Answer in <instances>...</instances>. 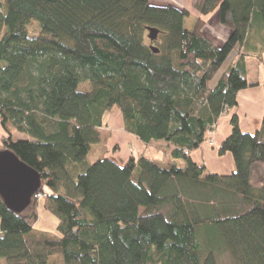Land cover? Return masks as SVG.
I'll return each mask as SVG.
<instances>
[{
	"label": "trees",
	"instance_id": "trees-1",
	"mask_svg": "<svg viewBox=\"0 0 264 264\" xmlns=\"http://www.w3.org/2000/svg\"><path fill=\"white\" fill-rule=\"evenodd\" d=\"M196 6L189 29V11L172 3L0 0V150L41 174L43 206L58 219L56 232L38 230L41 199L18 213L0 196L5 264H49L53 255L64 264H264V114L248 131L237 110L250 86L243 47L264 31V0ZM214 12L230 31L220 43L204 32ZM116 110L145 145L166 144V164L146 150L88 162ZM230 112L219 151L235 169L215 173L191 153Z\"/></svg>",
	"mask_w": 264,
	"mask_h": 264
},
{
	"label": "crops",
	"instance_id": "crops-1",
	"mask_svg": "<svg viewBox=\"0 0 264 264\" xmlns=\"http://www.w3.org/2000/svg\"><path fill=\"white\" fill-rule=\"evenodd\" d=\"M155 4H168L172 3L178 5L180 7L186 8L189 11V16L186 18V26L189 29H192L200 14L197 13V7L195 5V0H151ZM157 3H156V2ZM206 21L208 27L215 28L221 30V33L224 34L222 38L225 39L229 35V30L226 28L220 21L219 15L217 12L211 13L207 16L203 17ZM252 34L255 36L254 39L245 43L243 49H245V54H250L247 56V68H248V79L250 81V86L246 89L242 90L238 94V107L237 110L239 112L244 113L249 116L248 125L243 126L245 130L255 131L261 126V119L264 114V47H262L264 31L262 30H254ZM262 53V59L258 60L256 54ZM231 65V64H230ZM230 65L221 67L220 71L216 75L212 87L218 82L222 74L228 69ZM224 115H228V113L223 114L216 126L207 132V139L197 148L194 149L191 153V157L195 162H203L207 166L209 171L220 173V174H230L234 169V161L233 157L230 153L222 154L219 149L223 139L229 135L231 132V123L229 118H225ZM226 121V127L221 126V121ZM212 131V133H211ZM211 134V135H210ZM214 136L216 138L217 145L211 146L209 145L208 139ZM136 140L135 145L137 146L138 153L144 152V143L138 140L135 136H133ZM133 142V140H132ZM133 142V143H134ZM159 145H163L160 143ZM166 144H164L165 146ZM143 146V149L141 147ZM133 153H137L134 151ZM163 153V152H162ZM164 154V153H163ZM159 158L155 157L153 152L150 154L151 157L158 161L157 159H165V154ZM130 155V154H129ZM108 156V155H106ZM119 160H123L125 156H119ZM129 157V156H127ZM51 261V257L49 259V264ZM64 262V261H63ZM0 263H4V261L0 260Z\"/></svg>",
	"mask_w": 264,
	"mask_h": 264
},
{
	"label": "rangeland",
	"instance_id": "rangeland-1",
	"mask_svg": "<svg viewBox=\"0 0 264 264\" xmlns=\"http://www.w3.org/2000/svg\"><path fill=\"white\" fill-rule=\"evenodd\" d=\"M199 1L200 0H195V5H197ZM197 13L200 14L198 10H197ZM27 28L30 29V31L35 32L39 30L40 25L37 21H31L30 23L27 24ZM204 29H205L204 32H206L211 38L216 40L218 43L222 42L221 37H223L224 34L221 33V30L215 29L214 27L213 28L208 27L207 24H205ZM240 55H241V48L239 46V47H236L231 52V54L228 56V59L225 61L224 65L227 66V65L233 64L239 59ZM79 89L82 91H89L91 89V85L89 82H82L80 84ZM240 113H241L240 114L241 126L242 127L247 126L249 116L245 115L242 112ZM231 114L232 113L230 112L228 113V115H224V116L225 118L227 117L230 119ZM220 124L222 127H226V121L222 120ZM100 132L102 135V141L100 144L94 145L91 148V152L89 153L88 158H87L88 162H94L97 158H103L106 155L115 156L118 158H120L119 156H125L123 159V162H125L128 159L127 156H129V154L133 153L134 151L138 153V150H137L138 148L134 142L136 139L133 137V135H131L125 130L123 119H122V114L119 110H116L113 112H107L105 114V117L103 120V126L100 128ZM4 133H5V129L0 123V139H1L2 134ZM25 137H26L25 135L14 132L13 139L17 140V139L25 138ZM132 140L134 143L132 142ZM208 142H209V145L211 146L217 145L216 138L214 136L210 137L208 139ZM160 143H163V145H159ZM1 144L2 142L0 141V145ZM164 144H165L164 142L146 144L144 145V151L146 150L150 154L153 152L154 156L157 158H159V156L161 157L162 154L164 153L165 159H166L167 152L164 149V147L166 146V145L164 146ZM141 149H143V146L141 147ZM157 160L158 161L156 162L159 163L160 165H164L166 164L165 162H167L166 160L164 161L161 158ZM45 188L49 189L48 187H45ZM42 200L43 199H41V201ZM57 223H58V219L44 208L43 201H42L39 206V219L35 227L41 231L56 232ZM226 261L228 262V259ZM0 264H3V263H0ZM50 264H64L63 257L61 255L51 256Z\"/></svg>",
	"mask_w": 264,
	"mask_h": 264
},
{
	"label": "water",
	"instance_id": "water-1",
	"mask_svg": "<svg viewBox=\"0 0 264 264\" xmlns=\"http://www.w3.org/2000/svg\"><path fill=\"white\" fill-rule=\"evenodd\" d=\"M149 37L156 39L158 30L149 28ZM41 174L23 162L9 149L0 150V196L15 212L30 206L41 187Z\"/></svg>",
	"mask_w": 264,
	"mask_h": 264
},
{
	"label": "built area",
	"instance_id": "built-area-1",
	"mask_svg": "<svg viewBox=\"0 0 264 264\" xmlns=\"http://www.w3.org/2000/svg\"><path fill=\"white\" fill-rule=\"evenodd\" d=\"M46 189V188H45ZM47 191H44V192H38V193H36L34 196L36 197V198H38V199H41V198H43V197H45L46 195H47Z\"/></svg>",
	"mask_w": 264,
	"mask_h": 264
}]
</instances>
